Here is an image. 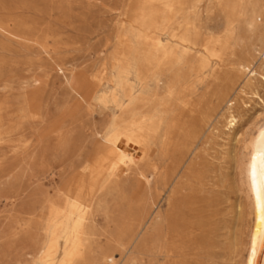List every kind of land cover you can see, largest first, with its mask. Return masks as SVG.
<instances>
[{
  "label": "rangeland",
  "instance_id": "rangeland-1",
  "mask_svg": "<svg viewBox=\"0 0 264 264\" xmlns=\"http://www.w3.org/2000/svg\"><path fill=\"white\" fill-rule=\"evenodd\" d=\"M142 1L0 0V264H46L41 253L57 232L54 264L62 260L59 212L73 200L69 188L126 111L127 119L147 115L142 167L154 180L145 186L132 167L119 186L80 202L95 262L112 252L115 264H246L254 215L244 146L264 123V82L256 80L257 95H240L232 63L252 55L259 67L263 43L241 15L222 60L207 51L206 33L223 34L227 22L226 8L210 0L197 5L207 30L154 43L149 21L132 14ZM188 147L174 169V150ZM146 201L151 209L133 233Z\"/></svg>",
  "mask_w": 264,
  "mask_h": 264
},
{
  "label": "bare ground",
  "instance_id": "bare-ground-1",
  "mask_svg": "<svg viewBox=\"0 0 264 264\" xmlns=\"http://www.w3.org/2000/svg\"><path fill=\"white\" fill-rule=\"evenodd\" d=\"M202 1L143 0L132 9V14L135 17H141L149 21L145 34L154 43H159V34L167 35L174 40L186 41L185 37L191 33L198 35L203 29L207 30L202 26L200 9L197 7ZM210 1L213 5H223L224 9L226 8L227 22L223 34L216 37L214 33L207 32L203 41V47L219 60H222L224 49L231 44L236 34L235 16H245L246 25L251 34L259 35L263 43V50L259 53L262 59L261 65L258 67L256 62H253L254 56L244 57L241 54L237 55L232 63L236 74H238L236 78H242L240 95H248V91H251L253 95H257L256 80L264 82V0ZM158 8L166 13L162 21L157 20ZM186 13L189 14L185 23H178L177 20ZM126 44V39L121 37L119 46L121 53ZM169 52L165 49L162 57L168 58ZM219 60L217 61L219 62ZM221 79L220 73L217 74L215 81ZM237 80L231 81L228 94L237 83ZM154 91L157 92V90ZM233 93H236V90ZM227 103L230 106L235 104V102L230 101H227ZM144 104V100H139L137 110L143 109ZM244 104L247 105V103ZM128 113V111L125 113L127 117ZM227 114V126L229 130H235L238 117L234 111H229ZM127 117L119 121L118 128L108 138L106 147L93 158L88 166L87 174L77 175L74 185L69 188L73 200L68 210L59 212L62 218L59 230L61 229L66 233V249L62 260L55 264H97L92 253V233L85 226L87 212L82 210L80 206V202L85 196L94 201L102 190L119 186L122 177L132 167L137 172L139 179L144 181L145 186L150 188L149 185L154 180L153 177L147 175L142 167L145 162L146 145L152 134V129L146 118L147 115L143 114L138 118L131 117L127 119ZM249 138L246 146H244L246 150L245 176L254 217L251 226L249 256L246 264H264V123ZM128 147H132L134 152L129 151ZM188 149L189 147L174 150L176 159L174 169L179 165ZM151 206V203H147V201L142 204L136 215L133 233L142 227L141 225H143ZM66 221L71 222L67 224ZM59 238L60 234L55 233L48 247L42 251V259L46 264H54L59 247ZM102 261L105 264H115V256L112 252L104 253Z\"/></svg>",
  "mask_w": 264,
  "mask_h": 264
}]
</instances>
